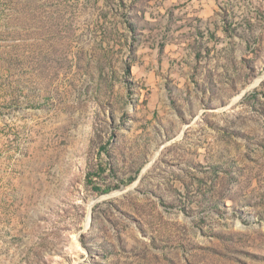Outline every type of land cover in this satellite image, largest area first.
Returning <instances> with one entry per match:
<instances>
[{
	"label": "rangeland",
	"instance_id": "1",
	"mask_svg": "<svg viewBox=\"0 0 264 264\" xmlns=\"http://www.w3.org/2000/svg\"><path fill=\"white\" fill-rule=\"evenodd\" d=\"M0 264H264V0H0Z\"/></svg>",
	"mask_w": 264,
	"mask_h": 264
},
{
	"label": "trees",
	"instance_id": "2",
	"mask_svg": "<svg viewBox=\"0 0 264 264\" xmlns=\"http://www.w3.org/2000/svg\"><path fill=\"white\" fill-rule=\"evenodd\" d=\"M101 149H103V150H101V151H105V148H101ZM102 171H103V170H102ZM100 175H101V174H99V173H97V172L91 173V174L88 175V180L92 182L93 179H95V178H97V177H100ZM132 179H133V178H131V180H129V183H130V181H132ZM95 189H96V191H98V192H100V193H102V194H107V193L111 192L113 188L110 187V188H108V189H106V190H101L100 188H95Z\"/></svg>",
	"mask_w": 264,
	"mask_h": 264
}]
</instances>
